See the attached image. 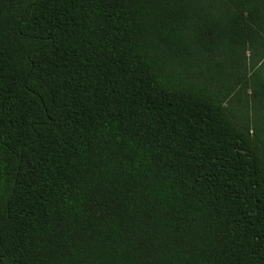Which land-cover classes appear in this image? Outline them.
I'll list each match as a JSON object with an SVG mask.
<instances>
[{"label":"trees","instance_id":"1","mask_svg":"<svg viewBox=\"0 0 264 264\" xmlns=\"http://www.w3.org/2000/svg\"><path fill=\"white\" fill-rule=\"evenodd\" d=\"M262 66L264 0H0V264H264Z\"/></svg>","mask_w":264,"mask_h":264},{"label":"rangeland","instance_id":"2","mask_svg":"<svg viewBox=\"0 0 264 264\" xmlns=\"http://www.w3.org/2000/svg\"><path fill=\"white\" fill-rule=\"evenodd\" d=\"M260 70L262 71V73L264 75V66H262ZM229 105H230V108L232 109V111H234L236 114H237L238 110H241L242 113H244V110L241 108V104H236V103L234 104V101H230ZM250 116H251V112L248 110L247 118H250Z\"/></svg>","mask_w":264,"mask_h":264}]
</instances>
